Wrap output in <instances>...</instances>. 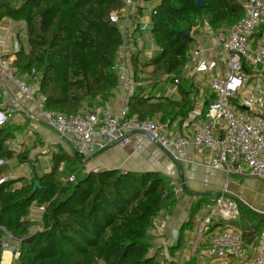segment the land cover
I'll return each instance as SVG.
<instances>
[{"label": "trees", "instance_id": "trees-1", "mask_svg": "<svg viewBox=\"0 0 264 264\" xmlns=\"http://www.w3.org/2000/svg\"><path fill=\"white\" fill-rule=\"evenodd\" d=\"M204 3L198 9L193 0H159L146 27L155 49L150 56L131 57L135 80H141L147 67L154 80L179 73L193 42L185 30L198 29L204 21L211 29L227 26L243 12L237 0ZM121 7L122 0H0V22L8 18L25 24L28 48L19 47L12 66L37 83L45 110L71 115L96 97L111 95L118 82L112 66L121 37L109 15ZM178 92L179 99H172L135 88L127 100L129 116L184 118L192 105L182 84ZM16 130L0 123V160L15 155L9 141ZM35 144L43 146L40 139ZM29 152L23 149L16 156L20 162H31ZM46 155L51 158L46 173L19 187L14 179L0 181V261L7 232L18 244V257L11 264H164L150 252L148 230L162 209L176 203L175 184L169 178L153 171L119 169L79 176L82 155L69 154L60 146ZM62 172L74 174V180L63 182ZM35 181L39 186L31 194ZM32 204L43 207L39 229L28 218Z\"/></svg>", "mask_w": 264, "mask_h": 264}, {"label": "built area", "instance_id": "built-area-1", "mask_svg": "<svg viewBox=\"0 0 264 264\" xmlns=\"http://www.w3.org/2000/svg\"><path fill=\"white\" fill-rule=\"evenodd\" d=\"M144 1L122 0V7L109 15L121 37L112 66L118 81L116 87L122 92L117 109L109 98L96 97L91 105L71 115L47 111L37 83L16 73L12 66L14 59L2 52L0 80L13 82L24 99L34 101L46 126L59 136L68 135L74 153L85 159L112 143H127L132 132L143 131L173 158L177 150L192 146L200 153L208 152L206 165L212 169L221 170L227 176L264 182V0H237L243 12L230 25L211 29L205 21L200 23L198 29L189 32L193 42L179 73L158 79L160 82L170 78L175 88L181 79L189 80L195 85L194 89L208 83L212 92L208 102L200 91L192 93V105L203 109V115L200 122L193 124L190 136L171 130L154 117L129 116L127 100L135 88L143 85L141 80L134 79L131 57L137 53L135 33L146 32L150 23L143 21L139 13ZM153 9L149 10V15ZM18 49L19 45L14 43L12 52ZM8 116L2 113L0 123ZM40 150V155H46L48 149ZM2 163L0 160V165ZM74 178L75 175L70 174L62 181L72 182ZM8 179L10 177L4 175L0 177V181ZM178 189L179 185L175 184V193ZM205 198L196 200L189 218L192 224L189 251L195 260L193 264H264V218L257 231L247 237L241 228L239 201L230 196L226 188ZM165 225L166 219L159 220L156 232L159 234ZM163 246L170 249L173 244L163 243ZM5 250L11 253L12 259L18 257L17 240L7 232L2 241V253ZM164 261V264H181L169 257Z\"/></svg>", "mask_w": 264, "mask_h": 264}, {"label": "crops", "instance_id": "crops-1", "mask_svg": "<svg viewBox=\"0 0 264 264\" xmlns=\"http://www.w3.org/2000/svg\"><path fill=\"white\" fill-rule=\"evenodd\" d=\"M158 2L159 0H145L143 7H139V13L143 21L150 22L149 10L156 6ZM135 37V48L138 55L149 56L155 49L149 33L138 31L135 33ZM14 43L27 50L25 24L22 21L3 18L0 22V53L2 52L5 56L14 59L15 53L12 52ZM150 71V67L144 68L139 76L143 83L142 87H145L146 90H151L154 95L162 94L172 99H179L178 85L182 84L189 92L191 105L193 92L200 91L203 94L205 102H208L212 98V92L207 82L202 83L199 88L194 89L195 85L189 80L181 79L175 88L171 84L170 78H166L160 82L152 79L149 75ZM145 73L147 79L145 78ZM22 78L29 79L28 76L27 78L22 76ZM149 86H152V88L150 87L149 89ZM0 90V113L9 115L5 122L17 127L14 138L9 141V145L15 149L16 153L11 159L3 161L2 175L17 180L14 186L19 187L23 181L30 180L34 175L46 173L51 168L50 156L33 154V150L36 149L37 151L43 147L51 149L55 146H60L69 154H73V145L68 135L59 136L46 126L34 101L24 99L13 82L5 79L0 80ZM108 98L113 103L114 108L117 109L122 101V92L118 87H115ZM29 114L32 115V118L29 117ZM202 115L203 109L194 108L192 105V110L184 118L176 116L175 118H169L167 121H162L160 114L155 115L154 118L167 124L173 131L190 136L193 133V124L200 122ZM37 139L43 142V146L35 144ZM33 146L34 148H32ZM23 149L30 150L29 159L31 162H20L17 158V153L23 151ZM34 155L37 156L34 157ZM175 156L176 158H173L167 152L160 150L148 136L136 133L129 137L127 143H114L111 147L107 146L102 150L95 151L86 159L83 158L79 162L78 170H80L81 174L104 169H119L132 172L153 171L166 176L176 185H179L181 170L187 192L183 191L179 185V189L176 191L177 200L175 205L171 209H162L158 216L153 218L148 230L149 239L152 244L150 252L157 253V258L160 261H164L165 257H169L171 260H178V263L181 264H193L195 260L190 257L189 251L190 232L192 230L189 218L195 210L194 205H196V200H203V198L214 193L216 194L223 188L230 189L231 195L235 198L238 197L237 195H243L242 197H244L247 194L246 192L249 191L245 185L253 178L242 177L245 178L242 181L239 179L241 177L234 175L227 176L221 170L212 169L206 165L208 152L200 153L192 146H186L177 150ZM59 169L62 170L63 165ZM64 178L62 177V179ZM190 193H198L201 196L195 197ZM245 199L250 201L248 197H244L242 202ZM246 204L249 205L248 203ZM246 204L244 203V206ZM257 204L262 207L261 211H264V202L259 201ZM42 210V206L35 204H32L30 207L28 218L36 224V229H39ZM165 219L166 225L158 234L156 232L158 221ZM163 243H172L174 250L170 251L171 248L166 249ZM6 251L9 252L8 250L4 252ZM4 252L1 253L0 264H11L13 260L11 259V255L8 261H3Z\"/></svg>", "mask_w": 264, "mask_h": 264}, {"label": "rangeland", "instance_id": "rangeland-1", "mask_svg": "<svg viewBox=\"0 0 264 264\" xmlns=\"http://www.w3.org/2000/svg\"><path fill=\"white\" fill-rule=\"evenodd\" d=\"M201 29L202 28H200V32H202ZM144 75H145V78L147 79L146 73ZM42 149L45 150V147H43ZM40 151H42V150L39 149V150L36 151V149H35V150L32 151V153L39 155L41 153ZM37 155H34V157H36ZM68 174L69 173L62 172L60 179H62V177H66ZM78 174H79V176H81V172L80 171L78 172ZM227 178L230 179L229 177H227ZM239 179L243 181V179H245V178L241 177ZM245 187H247L249 191L246 190L247 194L244 195V197H248L250 199V201H248V199H245L246 202L245 201L242 202V200H244V197H242L243 195H237L238 197L236 196L237 198H235L233 195H231V190L230 189L226 188V190H227V193L230 196L234 197L238 201H241L243 204L244 203L245 204L246 203L249 204V205L246 204L244 206L241 203H239V207H240V211H241V215H242V221H243V223H241V228L243 230H245L246 235H247V233L251 232L252 229L244 226V224H245L244 223V219L247 217L249 222H251V223H255L256 222L257 216L251 214L250 212L254 211V212L258 213L259 211H261L262 207H260L257 204V202H259V201H261L262 203L264 202V182H262L260 180H256V179H250V182L248 184H246ZM204 200H206V198H204L202 201H204ZM194 208H195V205H194ZM261 212H264V211H261ZM99 264H103V263L100 262Z\"/></svg>", "mask_w": 264, "mask_h": 264}, {"label": "water", "instance_id": "water-1", "mask_svg": "<svg viewBox=\"0 0 264 264\" xmlns=\"http://www.w3.org/2000/svg\"><path fill=\"white\" fill-rule=\"evenodd\" d=\"M193 2H194L195 7L198 8V9H202V8L205 7L204 0H193ZM183 33H184L185 36H189V30H188V29L185 30ZM243 109L245 110L246 108H243ZM133 133H134V132H132L131 135H132ZM139 133L144 134V135L148 136V137L151 139V136H150L148 133L143 132V131H140ZM112 145H114V143L108 145V147H111ZM178 167H179V166H178ZM179 169H180V168H179ZM89 172H90V171H88L87 173H89ZM179 185H180V188H181L183 191H186V192H187V188H186V186H185V184H184V181H183V175H182L181 170H180V176H179ZM38 186H39V182H38V181H35V182L33 183V185H32V188H31L30 193L32 194V193L36 190V188H37ZM190 194L193 195V196H195V197H196V196H201V195L198 194V193H190ZM252 212H253V211H252ZM253 213L257 216V220H256L255 223H251V222H249L248 220H245V225H246L247 227H249V228L252 229L251 232L247 233V235H246L247 237H251V236L257 231V229L259 228V224H260V222H261L262 219L264 218V213H256V212H253Z\"/></svg>", "mask_w": 264, "mask_h": 264}, {"label": "bare ground", "instance_id": "bare-ground-1", "mask_svg": "<svg viewBox=\"0 0 264 264\" xmlns=\"http://www.w3.org/2000/svg\"><path fill=\"white\" fill-rule=\"evenodd\" d=\"M10 255H11V253H9V252H4V259H3V261H8L9 260V257H10Z\"/></svg>", "mask_w": 264, "mask_h": 264}]
</instances>
